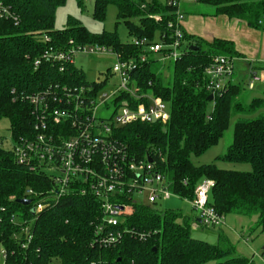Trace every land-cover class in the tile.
<instances>
[{
  "label": "trees",
  "instance_id": "1",
  "mask_svg": "<svg viewBox=\"0 0 264 264\" xmlns=\"http://www.w3.org/2000/svg\"><path fill=\"white\" fill-rule=\"evenodd\" d=\"M83 7V0H76ZM212 7V15L224 14L261 28L264 0H195ZM14 11L17 19L0 18V120L10 122L13 140L30 139L34 130L33 107L27 95L55 86L79 87L87 82L73 61L54 56L70 49L99 45L112 50L121 60H133L131 72L135 93H149L162 98L169 106L170 118L160 123L134 122L113 129L138 159L150 155L155 169L168 180L169 188L181 198L191 199L196 184L204 178L214 186L209 204L225 217L228 214L256 216V226L264 232V113L237 118L233 140L216 160L249 163V171L229 170L214 162L195 165L191 156H200L216 145L235 114H252L264 101L253 98L245 106L239 100L240 86L230 84L213 100L203 88V71L212 57L225 54L236 57L233 43L215 38L206 42L184 32L186 46L172 62L167 81L151 69L150 58L134 39L156 41L169 33L167 22L174 19L177 6L166 0H94L92 17L103 20L109 4L117 7V20H124L131 39L122 41L116 31H89L78 21L68 19L67 26L54 27L56 8L66 0H0ZM181 9V6H180ZM159 15L160 20H155ZM136 19L137 21H132ZM191 45L199 46L191 50ZM142 55L146 59L141 61ZM62 67V69H60ZM96 87H100L98 84ZM120 98H133L122 94ZM209 101L214 102L208 111ZM0 136V244L6 250L4 264H253L238 256L220 236L212 244L192 236L191 218L181 212H159L153 203H138L134 213L120 224L133 228L116 244L100 246L96 225L102 212L99 201L90 193L68 194L34 212L30 189L39 196L53 188L51 178L26 163H19L12 149L1 145ZM187 184H183V180ZM29 228L30 239L24 228Z\"/></svg>",
  "mask_w": 264,
  "mask_h": 264
},
{
  "label": "built area",
  "instance_id": "2",
  "mask_svg": "<svg viewBox=\"0 0 264 264\" xmlns=\"http://www.w3.org/2000/svg\"><path fill=\"white\" fill-rule=\"evenodd\" d=\"M183 0H166L167 4L177 6L173 20L167 22V33L161 34L156 41L147 38L134 39L150 54L160 52L161 61L174 62L183 53V20L180 9ZM160 20L159 15L153 16ZM0 18L15 21L14 11L0 2ZM90 54L105 53L112 50L99 45H88L54 56L60 61H73L77 52ZM115 54V53H114ZM116 56V54H115ZM117 61L112 72L117 75L118 83L110 93L101 92L106 78L97 83L81 84L79 87L61 85L54 89L38 91L25 98L33 107V138L14 141L11 148L19 163H26L32 170H39L48 175L53 188L39 196L32 190L27 193L32 199L34 212H39L50 201L75 192L90 193L99 201L102 217L96 225V242L100 246L116 244L125 234H132V228H120L126 218L134 213L138 203H153L160 198L179 197L171 191L168 180L155 169L154 162L138 159L129 152L125 143L116 138L113 129L130 123L166 124L170 118L168 104L160 97L149 93H135L131 72L135 68L133 60ZM146 55L140 60L144 61ZM235 57L217 54L203 71V88L213 95L220 94L231 84L234 75ZM62 69V67L60 68ZM260 80L255 72H250L247 87L253 89ZM122 94L129 98H120ZM104 109L113 106L108 117L96 115L99 106ZM148 158H151L147 154ZM187 184V180H183ZM214 186L212 179H201L194 188V196L189 199L202 226H220L224 217L209 204V194ZM144 194L143 202L138 196ZM30 239L29 228L23 229ZM0 256L6 257V250L0 244Z\"/></svg>",
  "mask_w": 264,
  "mask_h": 264
},
{
  "label": "rangeland",
  "instance_id": "3",
  "mask_svg": "<svg viewBox=\"0 0 264 264\" xmlns=\"http://www.w3.org/2000/svg\"><path fill=\"white\" fill-rule=\"evenodd\" d=\"M182 3H186V7L191 9L189 11H183L184 19L192 13L193 8L196 11H201L202 14H211L212 7L209 5L200 4L197 2H191L183 0ZM83 7H80L76 0H66V2L56 8L54 27L61 29L67 26V21L79 22L84 25L89 31L98 33L101 31H116L119 38L122 41L131 39L128 35L127 27L124 20H117V7L114 4H109L106 8V14L103 20H97L92 17L94 9V0H83ZM210 16V15H209ZM132 21H137L132 19ZM184 22V20H183ZM187 42L184 41V45ZM162 54L160 52H154L150 55V58L160 59ZM117 61L114 53L107 51L105 53H94L79 51L74 56V66L81 70L84 75V79L87 82L101 81L106 78V82L102 87L101 92L110 93L112 89L118 83V77L112 72V66ZM234 82L240 86L239 100L245 106H247L253 98H262L264 101V85L260 82L256 83V87L252 90L247 87V75L239 67L236 59L234 62ZM172 61L155 60L150 63L151 69L157 71L163 78V81H167L170 77L172 70ZM263 86V87H262ZM214 106L213 101H209L207 105L208 111H211ZM169 108V106H168ZM113 109V106L103 108L101 105L96 109V115L100 117H108ZM264 113V103L261 107L250 115L246 113L235 114L232 116L228 129L223 134V137L219 142L209 148L205 153L200 156H191V160L195 165L212 163L214 162L218 167L229 170L249 171L251 165L249 163H230L225 161L216 160L217 156L223 155L228 146L233 140V128L234 123L239 117H250ZM0 136L1 145L5 149H11L14 145V140L11 136L10 122L7 118L0 120ZM143 202H146L147 198L144 194L138 196ZM146 204H149L146 202ZM154 209L159 212L165 210H175L181 212L185 217H194L195 213L189 203V199L172 196L168 199L160 198L154 205ZM256 216H245L239 214H228L224 217L223 224L220 226H202L198 229H192V236L198 239L205 240L209 243H218L220 236L232 247L234 253L238 256L245 257L253 264H264V232L260 227L256 226ZM4 257L0 256V264H4ZM50 264H60L57 258H53Z\"/></svg>",
  "mask_w": 264,
  "mask_h": 264
},
{
  "label": "crops",
  "instance_id": "4",
  "mask_svg": "<svg viewBox=\"0 0 264 264\" xmlns=\"http://www.w3.org/2000/svg\"><path fill=\"white\" fill-rule=\"evenodd\" d=\"M188 1L196 2L195 0ZM186 5V3H181V8L185 12L191 10ZM191 8H193L192 13L187 16V19L185 17L183 22L184 32L189 36L201 38L206 42H211L215 38L231 41L236 51L235 59L240 64L239 67L244 72V75H247L248 78L250 72H255L260 78L258 82L264 85V22L262 27L257 29L248 26L247 22L241 19L229 18L224 14H202L200 13L201 11H196L193 6ZM236 71L235 68L234 73ZM233 77L231 84H236L234 82L236 76L234 79ZM194 213V217H187L192 220L191 229H198L201 224L195 211Z\"/></svg>",
  "mask_w": 264,
  "mask_h": 264
},
{
  "label": "water",
  "instance_id": "5",
  "mask_svg": "<svg viewBox=\"0 0 264 264\" xmlns=\"http://www.w3.org/2000/svg\"><path fill=\"white\" fill-rule=\"evenodd\" d=\"M198 48H199V46H195V45H191L189 47V49H191V50H197ZM208 100H213V95L212 94H209ZM148 161H151V158H148ZM18 202L21 203V204H24V205H28V204H30L31 199L23 198V199H19Z\"/></svg>",
  "mask_w": 264,
  "mask_h": 264
}]
</instances>
